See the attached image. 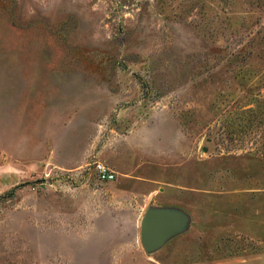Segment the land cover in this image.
Masks as SVG:
<instances>
[{"label": "rangeland", "instance_id": "1", "mask_svg": "<svg viewBox=\"0 0 264 264\" xmlns=\"http://www.w3.org/2000/svg\"><path fill=\"white\" fill-rule=\"evenodd\" d=\"M0 264H264V0H0Z\"/></svg>", "mask_w": 264, "mask_h": 264}, {"label": "water", "instance_id": "2", "mask_svg": "<svg viewBox=\"0 0 264 264\" xmlns=\"http://www.w3.org/2000/svg\"><path fill=\"white\" fill-rule=\"evenodd\" d=\"M185 220V214L178 209L148 207L140 225V238L144 249L152 251L162 246L171 235L183 229Z\"/></svg>", "mask_w": 264, "mask_h": 264}, {"label": "built area", "instance_id": "3", "mask_svg": "<svg viewBox=\"0 0 264 264\" xmlns=\"http://www.w3.org/2000/svg\"><path fill=\"white\" fill-rule=\"evenodd\" d=\"M94 169L98 179L101 181H110L115 178L114 171L101 162H96Z\"/></svg>", "mask_w": 264, "mask_h": 264}, {"label": "crops", "instance_id": "4", "mask_svg": "<svg viewBox=\"0 0 264 264\" xmlns=\"http://www.w3.org/2000/svg\"><path fill=\"white\" fill-rule=\"evenodd\" d=\"M112 170V169H111Z\"/></svg>", "mask_w": 264, "mask_h": 264}]
</instances>
